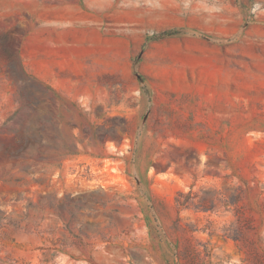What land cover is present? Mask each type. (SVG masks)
I'll return each mask as SVG.
<instances>
[{
  "label": "rangeland",
  "instance_id": "rangeland-1",
  "mask_svg": "<svg viewBox=\"0 0 264 264\" xmlns=\"http://www.w3.org/2000/svg\"><path fill=\"white\" fill-rule=\"evenodd\" d=\"M81 6L73 105L0 127V264H264V0Z\"/></svg>",
  "mask_w": 264,
  "mask_h": 264
},
{
  "label": "crops",
  "instance_id": "crops-1",
  "mask_svg": "<svg viewBox=\"0 0 264 264\" xmlns=\"http://www.w3.org/2000/svg\"><path fill=\"white\" fill-rule=\"evenodd\" d=\"M83 2L0 0V35L11 33L18 67L16 70L11 61L0 56V127L14 116H26V96L31 92L27 82L42 87L37 94L49 93L56 102L73 105L76 85L82 84L84 76L85 51L82 44L76 47L82 37L76 38L75 15L76 5L81 10ZM16 28L21 31L14 40Z\"/></svg>",
  "mask_w": 264,
  "mask_h": 264
},
{
  "label": "trees",
  "instance_id": "trees-1",
  "mask_svg": "<svg viewBox=\"0 0 264 264\" xmlns=\"http://www.w3.org/2000/svg\"><path fill=\"white\" fill-rule=\"evenodd\" d=\"M176 33L177 32L175 30H167V31H164V32L156 35V36H153V37L149 38L148 40L160 39V38H163V37H166V36L174 35Z\"/></svg>",
  "mask_w": 264,
  "mask_h": 264
}]
</instances>
